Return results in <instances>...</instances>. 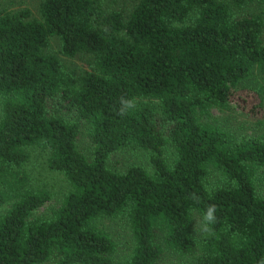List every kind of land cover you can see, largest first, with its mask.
<instances>
[{"label":"trees","instance_id":"trees-1","mask_svg":"<svg viewBox=\"0 0 264 264\" xmlns=\"http://www.w3.org/2000/svg\"><path fill=\"white\" fill-rule=\"evenodd\" d=\"M37 11L0 8V264H258L264 133L236 136L211 110L264 122V0H134L126 11L39 0ZM51 37L62 56L88 54V69L45 51ZM121 97L136 105L124 116ZM128 146L149 169L107 166ZM30 148L67 184L39 215L51 195L28 174ZM210 204L212 231L193 232ZM102 220L126 224L123 257Z\"/></svg>","mask_w":264,"mask_h":264},{"label":"rangeland","instance_id":"rangeland-1","mask_svg":"<svg viewBox=\"0 0 264 264\" xmlns=\"http://www.w3.org/2000/svg\"><path fill=\"white\" fill-rule=\"evenodd\" d=\"M108 4V7L121 8L126 11L131 7L134 0H103ZM39 0H0V8L17 11L27 10L30 18H37ZM253 7L248 8L247 13L252 10ZM264 38V28L261 32ZM45 51L54 54L58 57L60 62L65 65L66 68L73 70L74 72H82L88 69V62L90 56L88 54H76L73 57L62 56L58 51V40L55 37L49 39V44ZM250 81L245 82L243 85L249 84ZM264 105V104H263ZM211 113L218 117V121L224 127L230 129L236 134V136H258L264 133V122L258 121L251 116L245 114L234 105H229V108L224 112H218L216 109H212ZM76 145L79 150L85 153L86 156L90 155L91 144L85 131L80 129V132L76 138ZM165 154L170 156V151L165 149ZM44 153L30 148L29 150V161L26 165L28 174L32 179L33 183L46 188L51 198L45 202L41 207L34 211V215H39L47 212L48 209L56 207L62 194L67 189L66 181L60 173L50 171L46 169L44 165ZM110 169L122 171L128 165H140L146 169H149L147 163V154L145 151L134 147H123L112 152L106 162ZM264 173V169L262 171ZM257 191L259 194L264 195V183L257 185ZM199 218L197 215L192 216V229L193 232L199 233ZM99 225L107 230L114 240L116 251L114 256L121 258L130 249L131 237L126 224L122 220H102ZM196 226V228H195ZM195 228V231H194ZM184 264L185 260L177 259L172 256H163L161 258V264H174L177 262Z\"/></svg>","mask_w":264,"mask_h":264},{"label":"clouds","instance_id":"clouds-1","mask_svg":"<svg viewBox=\"0 0 264 264\" xmlns=\"http://www.w3.org/2000/svg\"><path fill=\"white\" fill-rule=\"evenodd\" d=\"M121 107L119 109V115L124 116L129 113L130 110L136 107L135 102L131 99H125L123 97L120 98ZM189 198L199 203L200 197L196 193H190ZM217 206L214 204H210L203 211V215L201 220L198 222L199 231L201 233H210L212 231L211 226L217 222L216 216ZM196 228V226H195ZM194 228V231H195ZM258 264H264V258H262Z\"/></svg>","mask_w":264,"mask_h":264}]
</instances>
